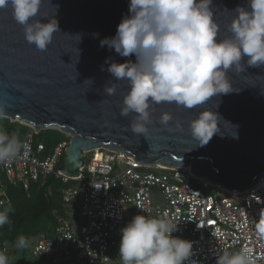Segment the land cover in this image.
Listing matches in <instances>:
<instances>
[{
  "label": "water",
  "instance_id": "obj_1",
  "mask_svg": "<svg viewBox=\"0 0 264 264\" xmlns=\"http://www.w3.org/2000/svg\"><path fill=\"white\" fill-rule=\"evenodd\" d=\"M130 0H43L40 11L58 20L60 32L46 51L24 38L10 8H0V104L7 118L29 124L36 131L57 127L70 137L63 164L56 168L75 177L85 153L105 148L126 153L136 161L166 167H190V172L229 191L239 192L264 174V65L235 73L234 91L192 109L161 103L151 109L147 134L134 135V113L120 115L126 81H115L107 71L121 57L100 41L115 35L121 19L129 14ZM238 5L247 0H213L221 35L226 32ZM37 18H40L39 16ZM47 22V18H41ZM107 61V62H106ZM91 79L92 84L83 83ZM115 83L108 95L105 88ZM222 117L220 132L206 145L193 142L189 121L202 107H213ZM173 121L159 122L163 112ZM182 129V130H181Z\"/></svg>",
  "mask_w": 264,
  "mask_h": 264
},
{
  "label": "clouds",
  "instance_id": "obj_2",
  "mask_svg": "<svg viewBox=\"0 0 264 264\" xmlns=\"http://www.w3.org/2000/svg\"><path fill=\"white\" fill-rule=\"evenodd\" d=\"M43 0H0V8H10L15 22L23 26L24 38L39 51H46L53 35L60 32L58 20L44 15ZM129 14L117 25L114 36L105 37L101 46L114 49L121 57L135 56L122 63L110 62L107 71L115 81H126L120 115L134 113L130 129L134 135L147 134L151 109L164 102L192 109L210 99L234 91L230 70L239 74L249 67L264 65V0H247L230 13L234 15L221 35L213 0H130ZM40 18H37V17ZM41 18H47L43 22ZM107 62V61H106ZM83 83L92 84L91 79ZM115 93V83L105 88ZM213 107H202L189 121L193 142L206 145L220 132L222 117ZM7 118L0 104V120ZM173 121L163 112L160 124ZM182 130V129H181ZM29 144L0 127V165H9L19 156L29 155ZM142 209V208H141ZM12 204L0 208V227L10 223ZM178 222L164 214L159 217L135 215L121 230V264H185L193 256V242L174 236ZM264 238V223L257 226ZM15 248L25 249L29 241L18 236ZM0 264H9L0 253ZM194 264V262H193ZM216 264H256L252 249L224 250Z\"/></svg>",
  "mask_w": 264,
  "mask_h": 264
},
{
  "label": "built area",
  "instance_id": "obj_3",
  "mask_svg": "<svg viewBox=\"0 0 264 264\" xmlns=\"http://www.w3.org/2000/svg\"><path fill=\"white\" fill-rule=\"evenodd\" d=\"M22 141L29 144V155L0 165V187L6 181L28 189L50 175L68 182L61 189L67 214L57 218L51 237H34L32 258L44 264L111 263L119 260L121 230L135 215L167 214L178 222L173 235L193 242L194 254L185 264H216L218 253L242 247L252 249L256 264H264V238L257 231L264 223V174L256 184L233 192L191 173L189 166L146 164L96 148L86 152L91 155L79 175L67 177L55 169L69 140L49 152L31 134ZM5 202L1 197L0 204Z\"/></svg>",
  "mask_w": 264,
  "mask_h": 264
},
{
  "label": "trees",
  "instance_id": "obj_4",
  "mask_svg": "<svg viewBox=\"0 0 264 264\" xmlns=\"http://www.w3.org/2000/svg\"><path fill=\"white\" fill-rule=\"evenodd\" d=\"M0 127L10 134H17L21 140L31 132L35 142L41 141L45 144L46 152H49L57 142L70 139L57 128H44L34 132L31 131L30 127L32 129L33 127L29 124L10 120V118L0 120ZM64 157L65 154L60 159L59 167L63 164ZM67 183L53 175L32 183L28 189L4 181L0 187V198L5 197L6 202L0 204V208L7 206L10 202L14 211L10 213V223L0 227V244L8 242L13 245V251H16L17 248L14 245L20 235L28 239L29 245L39 234L51 237L57 218L67 214L61 195L62 187ZM28 247L23 249L24 252ZM8 262L10 263V260Z\"/></svg>",
  "mask_w": 264,
  "mask_h": 264
},
{
  "label": "rangeland",
  "instance_id": "obj_5",
  "mask_svg": "<svg viewBox=\"0 0 264 264\" xmlns=\"http://www.w3.org/2000/svg\"><path fill=\"white\" fill-rule=\"evenodd\" d=\"M51 128H57V127H51ZM30 129L31 131L33 130L34 132H37L34 128L32 129L30 127ZM57 129L60 130L59 128ZM30 133L31 132H29L28 134ZM66 136L70 137L68 134H66ZM90 155H91V152L86 153L85 159L87 160ZM31 247H32V244L29 245L28 249L25 252L23 249L22 250L17 249L16 251H13L14 250L13 245L6 242L4 244H0V253H3L8 257V260H10L9 264H44L42 260H36L32 258L31 253H30ZM107 264H121V262L120 260H117V261H112L111 263H107Z\"/></svg>",
  "mask_w": 264,
  "mask_h": 264
}]
</instances>
